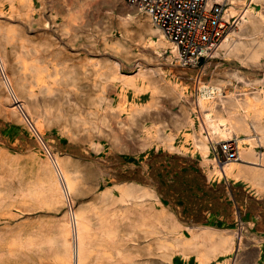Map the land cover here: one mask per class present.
<instances>
[{"label":"rangeland","instance_id":"obj_1","mask_svg":"<svg viewBox=\"0 0 264 264\" xmlns=\"http://www.w3.org/2000/svg\"><path fill=\"white\" fill-rule=\"evenodd\" d=\"M42 1L44 7L41 0H33L26 16V10L11 11L8 1L2 0L0 19L4 31L24 35L30 46L52 51L58 60L65 59L75 65L71 78L67 77L60 85L68 92L37 93L36 107L52 113L40 136L24 106L18 110L22 121L0 117L2 258H6L4 245L9 229L16 235L20 229L29 232L34 226L45 230L47 225H56L64 212L74 206L98 204L107 190L110 191L107 202L112 204L110 210L120 213L115 216L118 229L114 245L123 251L125 219L119 200L120 190L126 185L155 195L160 201L154 203L155 209L164 207L173 212L182 225H203L205 217L207 224L217 229H240L247 236H264V231L255 225H242L241 229L240 224L255 220L256 214L264 217V200L254 199L253 191L244 182L209 173L210 164L201 163L192 137L194 132L209 134L203 112L197 108L198 97L203 94L201 87L223 83L225 90H240L237 85L241 84L231 75L234 71L249 79L264 78V71L225 58L221 52L208 60L201 71L182 67L170 52L154 55L141 44L142 39L146 41L153 36L137 19L128 16L143 14L126 0ZM253 6L264 13V6ZM234 27L235 23L230 30ZM1 54L13 61L16 50L6 44ZM82 61L86 65L79 64ZM97 68L107 74L118 72L132 78L133 83L118 80L104 83L97 77ZM4 72L8 73V69L3 71L0 62V77L5 80ZM102 84H107L104 90ZM174 87L182 94L176 93ZM249 88V85L243 87ZM23 99L13 96L11 102L16 106L21 103L16 101ZM28 106L35 114L33 106ZM83 118L100 122L101 131L94 127L84 129L80 125ZM167 136L173 137L172 148L167 146ZM25 143L30 144V150H22L21 145ZM211 143L209 157L223 165L228 160L217 161ZM47 153L64 159L76 177L72 201H66L60 211H54L38 193L25 196L30 187L39 186L36 155L43 159ZM252 201L259 203L256 209L250 207ZM54 225L49 233L55 231ZM107 251L111 255L102 257L103 264L123 263L114 249L107 246ZM142 253L141 259L147 264H163L158 256ZM41 254L42 264H53V251L45 249ZM29 256L36 257L33 253ZM90 261H96V256L92 255ZM170 264L197 262L194 257L191 263L177 257Z\"/></svg>","mask_w":264,"mask_h":264},{"label":"bare ground","instance_id":"obj_2","mask_svg":"<svg viewBox=\"0 0 264 264\" xmlns=\"http://www.w3.org/2000/svg\"><path fill=\"white\" fill-rule=\"evenodd\" d=\"M7 1L9 10H26L24 14L29 16L33 0ZM1 3L2 0L0 5ZM254 4L264 6V0H229L226 14L227 18L236 17L234 22L231 21L230 28L233 23L235 27L228 29L215 54L219 56L221 52L225 58L264 71V61L261 62L264 58V13L257 10ZM41 6L44 7L42 0ZM2 12L0 6V16ZM140 12L143 15L128 16L137 19L146 32L153 36L146 41L141 40L143 47L156 56L162 51L175 56L174 43L152 23L144 10L141 9ZM27 40L24 35L4 31L0 19V62L3 71L8 69V73L4 72L5 80L0 77V117H15L22 121L23 117L18 110L24 106L31 114L36 134L40 136L44 124H48L52 119V113L36 107L39 102L36 100L37 93H53L55 90L68 92L61 88L62 82L72 74L75 64H69L65 59L58 60L52 51L30 46ZM6 44L16 50L13 61L8 57L4 59L1 54V48L5 50ZM79 64L86 65L84 62ZM99 69H95L97 77L104 83L114 80L133 83L132 78L118 72L107 74ZM231 75L241 84L237 85L240 90H225L223 83L201 87L203 94L198 97L197 108L203 112L209 134L205 136L194 132L193 142L201 155V163L210 164L209 173L226 179L233 177L235 181L244 182L250 191H253L254 199L264 200V78L249 79L237 71ZM248 85L249 89H243ZM106 86L107 84H102L103 90ZM20 92L23 95H20ZM176 93L182 94L181 91ZM13 96L16 99H25L17 100L16 103H21L14 106L15 103L11 102ZM28 104L33 106L35 114ZM90 113L93 114L94 111ZM91 122L83 118L80 125L87 130L94 127V130L96 128L101 131L100 122ZM204 122L203 128L206 130ZM172 139V136L166 138L169 148H172ZM212 141L218 142L211 143ZM210 143L217 161L222 159L215 157L214 148L217 149L221 144L236 146L238 158L228 160L223 165L216 164V161L209 157ZM90 144H94L92 138ZM21 148L30 150V144L25 143ZM36 159V184L39 186L30 187L25 196L38 193L40 198L54 207V211H60L66 201H72L77 185L76 177L68 170L65 160L57 154L47 153L43 159L36 155ZM34 188H40L39 192ZM120 191L119 201L124 209L121 215L125 219L123 251L114 245L118 229L115 216L120 213L110 210L112 204L107 202V194L110 193L107 190L101 195L98 204L74 206L70 211L65 209L56 225H47L45 230L34 226L29 232L20 229V234L16 235L13 229H9L8 240L4 245L6 258H2L0 254V264H42L44 259H41V251L45 249L53 251V264H103L102 257L111 255L107 246L114 249V254L120 256L123 262L120 264H147L141 259L142 251L158 256L163 264H170L176 261L177 257L185 263H191L194 257L197 264H264V236H247L240 229H217L207 224L205 217L203 225H182L173 212L164 207L155 209L154 203L160 201L152 193L133 185H126ZM40 198L38 201H41ZM249 205L256 209L259 203L252 201ZM255 218L257 220L241 221V229L242 225H255L258 230L264 231V217L256 214ZM52 225L55 231L49 233ZM30 253L37 258H30ZM92 255L96 256L94 262L90 261Z\"/></svg>","mask_w":264,"mask_h":264},{"label":"built area","instance_id":"obj_3","mask_svg":"<svg viewBox=\"0 0 264 264\" xmlns=\"http://www.w3.org/2000/svg\"><path fill=\"white\" fill-rule=\"evenodd\" d=\"M127 4L144 10L152 23L174 43L175 59L184 68L201 70L215 57L223 36L234 22L227 18L229 0H126ZM215 157L238 158L236 146L221 144L214 148Z\"/></svg>","mask_w":264,"mask_h":264},{"label":"crops","instance_id":"obj_4","mask_svg":"<svg viewBox=\"0 0 264 264\" xmlns=\"http://www.w3.org/2000/svg\"><path fill=\"white\" fill-rule=\"evenodd\" d=\"M244 191H246L245 189H243ZM246 192H248V191H246Z\"/></svg>","mask_w":264,"mask_h":264}]
</instances>
